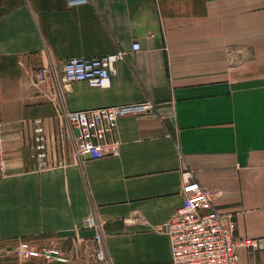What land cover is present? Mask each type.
<instances>
[{"label": "crops", "instance_id": "1", "mask_svg": "<svg viewBox=\"0 0 264 264\" xmlns=\"http://www.w3.org/2000/svg\"><path fill=\"white\" fill-rule=\"evenodd\" d=\"M120 48L109 86L63 79L69 58ZM146 100L152 111L118 119L117 155L75 154L67 111ZM34 119L47 168L32 157ZM186 169L233 236L252 239L237 264H264V0H0V264H62L17 257L19 240L61 248L63 264H170L157 226L181 205Z\"/></svg>", "mask_w": 264, "mask_h": 264}, {"label": "built area", "instance_id": "2", "mask_svg": "<svg viewBox=\"0 0 264 264\" xmlns=\"http://www.w3.org/2000/svg\"><path fill=\"white\" fill-rule=\"evenodd\" d=\"M90 0H66L68 7L84 4ZM138 41L132 42L131 51L140 50ZM128 51L117 49L102 56H75L62 66L66 82H86L92 87H107L116 72V64L125 59ZM48 68L36 73L41 79ZM146 100L134 104H120L88 109L70 110L65 113L66 122L73 130L75 154L88 159H100L117 155L120 140L116 136L118 119L131 113L150 112L154 108ZM32 157L39 168L54 165L49 140L42 121H31ZM213 189L202 186L190 169L182 173L181 205L164 224L157 226L169 241L170 264H237L238 249L250 247L252 239L233 236L234 220L229 213L217 211L211 202ZM83 225L93 231L95 262H106L101 225L94 212L86 215ZM13 253L23 258H40L47 262L67 263V253L57 246H39L34 242L19 240Z\"/></svg>", "mask_w": 264, "mask_h": 264}]
</instances>
